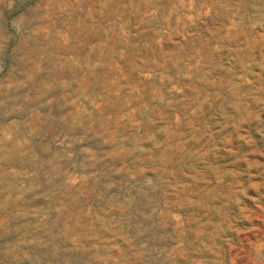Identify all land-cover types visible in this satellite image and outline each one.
<instances>
[{
	"label": "rangeland",
	"instance_id": "obj_1",
	"mask_svg": "<svg viewBox=\"0 0 264 264\" xmlns=\"http://www.w3.org/2000/svg\"><path fill=\"white\" fill-rule=\"evenodd\" d=\"M0 264H264V0H0Z\"/></svg>",
	"mask_w": 264,
	"mask_h": 264
}]
</instances>
